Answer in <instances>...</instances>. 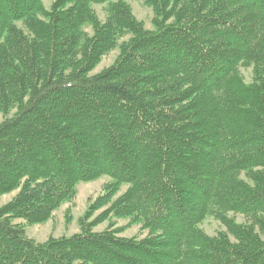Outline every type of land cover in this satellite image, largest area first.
<instances>
[{
  "label": "trees",
  "instance_id": "obj_1",
  "mask_svg": "<svg viewBox=\"0 0 264 264\" xmlns=\"http://www.w3.org/2000/svg\"><path fill=\"white\" fill-rule=\"evenodd\" d=\"M141 1L151 30L122 0H0V264H264V0ZM101 177L80 233L25 237Z\"/></svg>",
  "mask_w": 264,
  "mask_h": 264
},
{
  "label": "rangeland",
  "instance_id": "obj_2",
  "mask_svg": "<svg viewBox=\"0 0 264 264\" xmlns=\"http://www.w3.org/2000/svg\"><path fill=\"white\" fill-rule=\"evenodd\" d=\"M130 6L132 15L144 24V27L148 30H151L152 24L151 20L153 17L152 11L150 8H147L143 5L141 0H122ZM54 0H42L43 6L45 9H49ZM93 9L98 14L100 20L104 19V6H94ZM118 52L114 50L106 55L98 66L94 69L91 75L97 74L105 68H108L112 65L115 58L117 57ZM241 73L244 77L246 83L251 81V71L241 70ZM2 117H0V122ZM109 182L107 177H101L92 182L80 183L76 186V196L72 204H64L58 210H56L52 217L44 224L27 226L24 230L25 237L36 243L42 244L48 241V239H59L62 237H71L75 234L80 233L79 221L83 218V215L87 208V202L89 199L94 200L101 194L103 185ZM127 189L126 186L121 187L119 193L116 195V198L124 193ZM16 192L9 195L3 196L0 198V208L7 204L15 196ZM230 217H232L230 215ZM234 220L238 224H246L247 221L244 217L240 215H235ZM15 223H19L16 221ZM127 226L126 221H117L114 228H125ZM108 228V223H103L93 228V232L100 233ZM200 228L208 236H214L217 232L223 230L221 224L211 218L206 219L201 225ZM146 232H142L139 226H132L126 228L120 233L121 237L124 238H133V237H145Z\"/></svg>",
  "mask_w": 264,
  "mask_h": 264
}]
</instances>
